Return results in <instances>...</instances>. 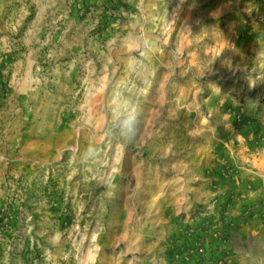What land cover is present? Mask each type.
Instances as JSON below:
<instances>
[{"label": "rangeland", "instance_id": "1", "mask_svg": "<svg viewBox=\"0 0 264 264\" xmlns=\"http://www.w3.org/2000/svg\"><path fill=\"white\" fill-rule=\"evenodd\" d=\"M177 3L0 0V264H264V0Z\"/></svg>", "mask_w": 264, "mask_h": 264}, {"label": "clouds", "instance_id": "2", "mask_svg": "<svg viewBox=\"0 0 264 264\" xmlns=\"http://www.w3.org/2000/svg\"><path fill=\"white\" fill-rule=\"evenodd\" d=\"M184 0H178L176 7L172 10V15L178 16ZM135 47L133 51L139 53L141 57L145 55L146 50L151 47L148 34L141 31L134 37ZM112 93L107 99L109 108V130L118 133L121 137L128 140L134 139L141 126L142 107L137 99L124 91L117 84L111 85ZM258 101H250L249 107L255 108ZM97 154V149L90 146L85 153L84 159L91 158Z\"/></svg>", "mask_w": 264, "mask_h": 264}]
</instances>
